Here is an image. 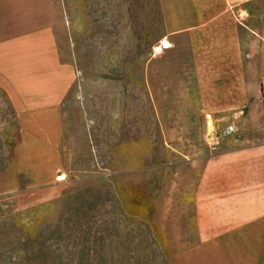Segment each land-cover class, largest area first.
I'll return each mask as SVG.
<instances>
[{"label":"rangeland","instance_id":"obj_1","mask_svg":"<svg viewBox=\"0 0 264 264\" xmlns=\"http://www.w3.org/2000/svg\"><path fill=\"white\" fill-rule=\"evenodd\" d=\"M263 11L11 0L0 264H264Z\"/></svg>","mask_w":264,"mask_h":264},{"label":"crops","instance_id":"obj_2","mask_svg":"<svg viewBox=\"0 0 264 264\" xmlns=\"http://www.w3.org/2000/svg\"><path fill=\"white\" fill-rule=\"evenodd\" d=\"M261 1H263L264 2V0H261ZM247 3V1H244V4H246ZM250 6V5H249ZM252 6V5H251ZM246 6H243V9H246V13L248 14V12L249 11H247V8H245ZM10 8H11V0H0V35H1V32H2V27H3V25H5V21H6V18H7V21L9 22V17H10ZM230 8H226V10H225V13L226 12H228V11H230L229 10ZM221 14H223V12L221 13ZM264 14V11L263 12H261V13H259V14H257V17H259V16H261V15H263ZM248 17V15H245V17ZM4 17V18H3ZM258 23H260V22H258ZM242 27H243V29H246L247 31H249V32H251V34H253L254 35V32L258 29V27H251L249 24H244V23H242ZM237 45H238V47H240L239 46V43H237ZM241 45H243V44H241ZM245 46H247V44H245ZM261 47H262V49H263V51H264V44H262L261 45ZM242 49V48H241ZM234 51H236L237 52V49L235 48L234 49ZM241 51V50H240ZM262 51V50H261ZM242 55V54H241ZM234 61H236V58L234 59ZM239 62H240V64H241V66H242V62L244 61V58L243 57H240L239 58V60H238ZM1 75V74H0ZM213 123V122H212ZM212 123H211V125H212ZM214 125V124H213ZM228 125H231L232 127H234V129H235V132H234V134H232V135H230V136H227V137H225V138H232V137H236V136H239V128L237 127V125L236 124H234V123H226L225 125H224V127H222V130H220V132L222 133V131H223V129L226 127V126H228ZM220 126H222V125H220ZM211 127V126H210ZM213 127H215V126H213ZM211 129H212V127H211ZM217 129H219V127L217 128ZM217 129H216V131H217ZM215 130V129H214ZM219 132V133H220ZM217 133V132H216ZM237 139H238V141L239 142H242L243 141V138H240V137H237ZM7 183V182H6ZM5 183V186H6V190L4 191V192H9L13 187H14V183H15V180H11L10 181V183H7L6 184Z\"/></svg>","mask_w":264,"mask_h":264},{"label":"trees","instance_id":"obj_3","mask_svg":"<svg viewBox=\"0 0 264 264\" xmlns=\"http://www.w3.org/2000/svg\"><path fill=\"white\" fill-rule=\"evenodd\" d=\"M2 97H3V102H4V105L6 106V107H10V104H9V102H8V100L5 98V96H4V94L3 95H1ZM4 148V150H10L11 148H13L14 147V142H12V141H8V142H6L5 143V145L3 146ZM0 148H2V146H0ZM4 161L2 160V157L0 156V169H1V166H4ZM60 262H58V263H56V264H59Z\"/></svg>","mask_w":264,"mask_h":264},{"label":"built area","instance_id":"obj_4","mask_svg":"<svg viewBox=\"0 0 264 264\" xmlns=\"http://www.w3.org/2000/svg\"><path fill=\"white\" fill-rule=\"evenodd\" d=\"M234 132H235L234 127H232L231 125H228L223 129L221 134H222V137H227V136L234 134Z\"/></svg>","mask_w":264,"mask_h":264},{"label":"bare ground","instance_id":"obj_5","mask_svg":"<svg viewBox=\"0 0 264 264\" xmlns=\"http://www.w3.org/2000/svg\"><path fill=\"white\" fill-rule=\"evenodd\" d=\"M211 123H212L211 119L209 117H207L206 118V124H207L208 128L211 126ZM61 178H62V176L59 179H61Z\"/></svg>","mask_w":264,"mask_h":264}]
</instances>
